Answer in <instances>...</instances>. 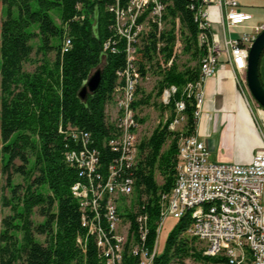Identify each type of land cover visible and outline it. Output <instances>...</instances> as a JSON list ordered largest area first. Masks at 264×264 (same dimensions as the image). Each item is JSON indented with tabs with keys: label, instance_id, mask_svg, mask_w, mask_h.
Listing matches in <instances>:
<instances>
[{
	"label": "trees",
	"instance_id": "1",
	"mask_svg": "<svg viewBox=\"0 0 264 264\" xmlns=\"http://www.w3.org/2000/svg\"><path fill=\"white\" fill-rule=\"evenodd\" d=\"M162 1L166 3L167 26L160 35L162 56H156L157 39L151 31L140 50L138 65L145 75L155 58L161 73L157 95L160 97L163 88L172 84L178 87V92L166 107L159 102L161 109L170 110L167 120L138 141L136 159L129 170L135 180V208L134 212H121L130 225L123 246V264H136L131 247L135 244L137 216L146 217L145 245L150 252L153 250L160 223V196L173 190L179 142L182 136L185 139L194 134L197 119V101L193 95L182 94L188 83L193 86L198 80L200 62L206 54L198 37L202 30L194 20L198 2ZM1 2L4 18L0 24V174L5 176L11 190L10 199L3 198V205L10 207L11 214L1 220L0 264H103L94 237L86 235L81 225L78 202L71 190L80 171L65 161L64 152L67 147L76 146L67 137V125H71L90 134L103 167L117 156L105 144L115 128L104 107L112 99L118 79L116 72L128 63L132 65V58H125L122 42L113 27L114 16L108 9L113 0ZM52 13L58 16L59 24ZM66 36L72 45L62 52ZM34 38L38 40L36 48ZM176 39L182 42V52L190 53L196 60L193 67L178 68L176 56L172 58ZM107 40H114L116 50L101 58L102 44ZM50 52H54L52 59L47 57ZM32 53L41 57L32 71H26L23 65ZM171 58V64L164 67V62ZM99 65L100 86L82 102L77 91L90 71ZM149 98L150 95L137 99L133 107L147 104ZM180 98L185 102V121L182 131L177 132L169 126L174 101ZM135 119L134 128L138 124ZM15 174L22 176L25 183L13 184ZM156 174L161 177L160 183ZM34 212L43 217L41 222L32 220ZM191 223V212L186 210L176 219L162 252L154 254L153 264H170L173 260L182 263L187 258L226 263L224 256L196 251L192 244L195 238H188L187 234ZM37 234L44 236L43 241L36 238ZM78 236L86 237L85 252L77 242ZM244 260L242 264H250L248 252Z\"/></svg>",
	"mask_w": 264,
	"mask_h": 264
},
{
	"label": "built area",
	"instance_id": "2",
	"mask_svg": "<svg viewBox=\"0 0 264 264\" xmlns=\"http://www.w3.org/2000/svg\"><path fill=\"white\" fill-rule=\"evenodd\" d=\"M190 2H200L203 24L200 45L205 51H210V59H204L203 82L213 76L217 66L223 63L234 72L240 92L249 93L246 81L248 52L257 35L264 30V19L251 25L248 32L237 33L236 29L243 27L251 15L239 10L236 0ZM165 8L166 3L162 0H113L108 6L114 16L113 27L117 39L122 42L125 58H132V66L124 65L116 72L118 79L112 94L116 116L110 122L115 130L105 144L117 152V156L103 167L90 134L67 125V137L76 146L67 147L64 159L68 164L80 167V177L72 184L73 197L78 202L81 225L86 235L94 237L103 264H123L122 227L123 222L129 220L121 216V212H134L135 208V203L128 206H121V203L134 192L135 184L129 170L132 168L136 134L133 103L142 77L138 61L140 50L151 31L157 39L156 56H162L160 35L165 30ZM204 30H211L214 49H207ZM71 45V39L66 36L62 52H67ZM179 45V39H176L172 58ZM115 50L114 40L102 44L105 54ZM172 58L164 62V67L171 64ZM197 91L199 104H202V88ZM177 92L178 87L172 84V100ZM188 92L189 87L182 95L188 96ZM177 100L179 108L172 118L174 130L183 124L185 109L183 98ZM250 100L245 97L244 102L261 138V146L254 152L251 161L246 164L211 161L209 149L197 135L192 141H184L182 136L181 152L177 154L181 155L180 193L173 199L172 213L167 215V218L175 220L179 213H185L186 207L201 210L197 207V200L207 199V193L226 192L227 200H221V207L231 208V216L218 217L216 207L203 210L202 221L191 227L189 235L206 244L205 255L224 256L227 260L225 264L246 262L240 250V239H253V260H249L250 264H264V207L260 203L264 195V122L257 116L258 104L255 105L251 95ZM118 135H125V147H118ZM162 199L163 193L159 202ZM147 231L139 232L137 227L135 232L136 264H153L154 257L145 245ZM77 242L85 252L86 237L78 236Z\"/></svg>",
	"mask_w": 264,
	"mask_h": 264
},
{
	"label": "crops",
	"instance_id": "3",
	"mask_svg": "<svg viewBox=\"0 0 264 264\" xmlns=\"http://www.w3.org/2000/svg\"><path fill=\"white\" fill-rule=\"evenodd\" d=\"M236 1L239 10L251 15L243 27L236 29L237 33L248 32L251 25L264 19V0ZM258 75L264 87V51L260 56ZM201 88L203 101L197 104L194 135L207 146L214 162L249 163L261 146V138L235 82L234 72L228 65L219 64L216 73L206 78ZM257 116L264 122L263 108H258Z\"/></svg>",
	"mask_w": 264,
	"mask_h": 264
},
{
	"label": "rangeland",
	"instance_id": "4",
	"mask_svg": "<svg viewBox=\"0 0 264 264\" xmlns=\"http://www.w3.org/2000/svg\"><path fill=\"white\" fill-rule=\"evenodd\" d=\"M52 16H53L54 21L57 24H59L60 21L58 19V16L55 13H52ZM3 18H4L3 5H2V2L0 0V24H1V21ZM166 27L167 26L165 23V28ZM233 35L235 36L236 33H234ZM32 43L34 44V48H36V45L38 44L37 38H34L32 40ZM179 44L180 45L176 47V54H175V56H176L175 62L177 64L178 68L182 69L184 67H193L196 64V60H194L191 57L190 53L182 52V42L180 41V39H179ZM53 56H54V52H50L47 55V57L49 59H52ZM40 57H41L40 54L32 53L31 59L28 62H25L23 65L24 70L32 71L34 69V67L36 66L37 60ZM149 65H150V68L147 69L145 75H142V77L138 83L137 93H136V100L139 98H144L147 95H150L149 102L145 105H139V106H136L133 108V110L135 112L136 119L138 120V124L136 123L137 126L135 127V132H136L135 138H137L136 139L137 146H138V141L140 139H142L144 137H148L151 134V132L153 131V129L157 125L163 124L170 115L169 109H167V108L161 109V107L159 106V102H160L159 96L157 95L156 92H157L158 81L161 79V73L159 72V70L157 68L156 59L154 58L153 62H151ZM97 67H101V65H99ZM97 67H95V68H97ZM94 69H92L90 71V74L94 71ZM240 94H242V93L240 92ZM249 94L251 95V93L250 92L248 93V91H245L242 94L244 101H245V97H246L247 101H251ZM254 101L256 102L255 99H254ZM257 104L258 103L256 102L255 105H257ZM257 108L262 109V107L259 104H258ZM104 111H105L106 117H107L109 122H110V119L112 117L116 116L114 97H112L111 101L106 103V105L104 107ZM136 119H135V122H136ZM182 127H183V124L179 125L175 131L181 132ZM169 128L174 130V125L172 123H170ZM181 136L182 135H180V137ZM167 144H168V142L164 145L163 149H165L167 147ZM209 160L214 161L212 156L209 158ZM16 163L18 164L19 162L16 161ZM77 168L80 171V168L79 167H77ZM155 177H156L157 182L160 183L161 177L158 174H156ZM12 183L13 184H24L25 181L22 178V176L15 174V175H13ZM163 195H165V194H163ZM10 197H11V190L6 185L5 176L0 174V230L2 229V225H1L2 218L11 214L10 207L3 205V198L10 199ZM135 201H136V196L133 192L126 199H123L121 206H128L130 204L135 203ZM260 203L264 207V195L262 196ZM178 217H176V219ZM176 219L174 220L172 218H166L162 222V225L160 222L159 227H157V237H156V241H155V250H156L157 254L162 252V250L164 249L166 238H167L169 232L171 231V229L174 227V225L176 223ZM32 220L35 223H39L43 220V217L40 216L37 212H34V214L32 215ZM127 233L128 232H126V235H127ZM187 234H188V238H191V237H189L188 231H187ZM124 235H125V229L123 226L122 227V236H124ZM183 236H185V235L183 234ZM36 238L40 241H43L44 236L37 234ZM125 238H126V236H125ZM130 240H132V239H130ZM192 244L195 247L196 251H200V250L204 251V249L206 247V244L204 242L197 240V239H195ZM203 251H202V253H203ZM246 252L247 251H244V253H243L244 259H245V253ZM170 264H214V263L196 261L192 258H187L182 263H179L177 260H173ZM215 264H220V263H215Z\"/></svg>",
	"mask_w": 264,
	"mask_h": 264
},
{
	"label": "bare ground",
	"instance_id": "5",
	"mask_svg": "<svg viewBox=\"0 0 264 264\" xmlns=\"http://www.w3.org/2000/svg\"><path fill=\"white\" fill-rule=\"evenodd\" d=\"M194 20L197 23L198 28H200L202 31L199 32L198 37L200 38V33L203 32V24H201V9H200V2H198V6L196 9V13L194 16ZM210 33L211 30H204V40H207V49H214V42L211 41L210 39ZM200 41V39H199ZM66 45V40L64 41V44L62 47H65ZM204 59H210V51H206V54L203 56L200 62L199 66V75H198V80L196 83L192 86L191 84H187L184 92L186 94L187 92V87H189V92L188 96L190 95L194 96V99L197 101L199 104V99H198V89L201 88L202 82H203V74H204ZM127 66H132L130 63H128ZM159 101L162 102L163 104H169L171 103L172 100V85L165 86L160 94ZM183 104L185 105V102L183 100ZM179 108V100L174 101V112L178 111ZM185 121V116H182V123ZM172 124L174 125V119H172ZM195 134V133H194ZM192 135L188 138H185L184 141H192L194 136ZM136 137V136H135ZM137 138H134V154L132 157V163L136 159V154H137ZM118 147H125V135H118ZM182 148V140H180L179 145H178V152H181ZM177 152V153H178ZM80 168V167H79ZM80 175V173H79ZM180 183H181V155H178V160L176 164V173H175V181H174V187L171 193L169 195L165 194L163 195V199L161 201V210H160V222L162 223L164 219L167 218L168 213H172V207H173V199H176L177 193H180ZM72 193H73V186H72ZM221 200H227V193L226 192H213V193H207V199H200L197 200V207L201 208V210H196L194 211V207H186V210H190L191 215H192V223L191 226L188 230V233L190 235V229L194 225H198L199 222L202 221L203 219V210H212L215 209L216 207V215L218 217H228L231 216V208L228 207H221ZM183 213H179L178 216L182 215ZM177 216V217H178ZM137 221V227L139 232H146L147 231V225H146V217L145 216H137L136 219ZM160 225V223H159ZM123 226L125 229V235L122 236V245L127 241L128 233L126 235V232L129 230V223L124 221ZM159 227V226H158ZM126 236V238H125ZM131 251L134 254L135 252V244L132 245ZM240 250L241 252L244 253V251H247L251 257V260H253V239H240ZM156 253L155 246L153 247V250L151 251V257L154 256ZM241 262L240 264H242Z\"/></svg>",
	"mask_w": 264,
	"mask_h": 264
},
{
	"label": "water",
	"instance_id": "6",
	"mask_svg": "<svg viewBox=\"0 0 264 264\" xmlns=\"http://www.w3.org/2000/svg\"><path fill=\"white\" fill-rule=\"evenodd\" d=\"M97 8L94 12V23L93 30L97 32ZM264 49V30L260 32L253 43L250 46L248 57H247V67H246V81L249 92L256 102L264 109V87L261 84L258 75V65L261 53ZM106 54L101 51V58ZM102 78V68L97 67L94 71L82 82L79 90L77 91V97L80 101L85 102L88 95L94 94L101 82Z\"/></svg>",
	"mask_w": 264,
	"mask_h": 264
}]
</instances>
